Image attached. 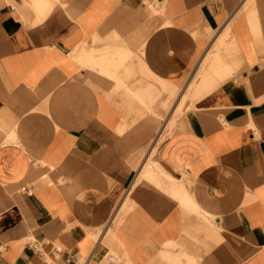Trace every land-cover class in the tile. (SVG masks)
<instances>
[{
  "label": "crops",
  "instance_id": "1",
  "mask_svg": "<svg viewBox=\"0 0 264 264\" xmlns=\"http://www.w3.org/2000/svg\"><path fill=\"white\" fill-rule=\"evenodd\" d=\"M80 260L264 264V0H0V264Z\"/></svg>",
  "mask_w": 264,
  "mask_h": 264
},
{
  "label": "rangeland",
  "instance_id": "2",
  "mask_svg": "<svg viewBox=\"0 0 264 264\" xmlns=\"http://www.w3.org/2000/svg\"><path fill=\"white\" fill-rule=\"evenodd\" d=\"M240 68H241V67H240ZM240 68H239V69H240ZM224 70H225V71H224V74H228L229 76H232V73L229 72V68H226V69H224ZM201 76H202V80H204V75H201ZM224 76H225V75H224ZM198 97H199V96H194V97H192V98H188V101L186 100L185 103H184V105H182V106L178 109V111H176L174 117H178L179 115H181V114L183 113V110L185 109V106H186V103H187V102L190 101V103L193 104V102H194L196 99H198ZM172 127H173V122H172L171 124H169L168 128H167L166 131L164 132L163 139L165 138V136H166L167 134H169V132H170V130L172 129ZM149 163H150V166H151V167H150L151 173L148 174L149 177H152L151 174H153V175H157V172H158V171H157V167H156V165L153 164L152 160H150Z\"/></svg>",
  "mask_w": 264,
  "mask_h": 264
},
{
  "label": "bare ground",
  "instance_id": "3",
  "mask_svg": "<svg viewBox=\"0 0 264 264\" xmlns=\"http://www.w3.org/2000/svg\"><path fill=\"white\" fill-rule=\"evenodd\" d=\"M79 264H86V260H80V263Z\"/></svg>",
  "mask_w": 264,
  "mask_h": 264
},
{
  "label": "built area",
  "instance_id": "4",
  "mask_svg": "<svg viewBox=\"0 0 264 264\" xmlns=\"http://www.w3.org/2000/svg\"><path fill=\"white\" fill-rule=\"evenodd\" d=\"M23 191H26V188H23Z\"/></svg>",
  "mask_w": 264,
  "mask_h": 264
}]
</instances>
